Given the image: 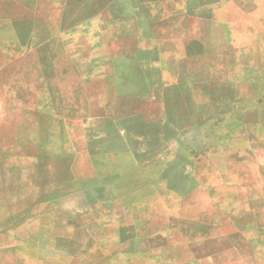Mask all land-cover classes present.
Wrapping results in <instances>:
<instances>
[{
	"label": "rangeland",
	"instance_id": "obj_1",
	"mask_svg": "<svg viewBox=\"0 0 264 264\" xmlns=\"http://www.w3.org/2000/svg\"><path fill=\"white\" fill-rule=\"evenodd\" d=\"M200 208L264 264V0H0V264Z\"/></svg>",
	"mask_w": 264,
	"mask_h": 264
},
{
	"label": "crops",
	"instance_id": "obj_2",
	"mask_svg": "<svg viewBox=\"0 0 264 264\" xmlns=\"http://www.w3.org/2000/svg\"><path fill=\"white\" fill-rule=\"evenodd\" d=\"M208 215V209L200 208L193 216L175 217L170 226L156 232H142L136 226L125 234L114 231L113 239L90 244L82 256L87 264H238L229 263L230 258L254 264L259 242L254 232L245 233L246 221L233 216L228 221L211 220ZM226 225H231L230 232L224 231Z\"/></svg>",
	"mask_w": 264,
	"mask_h": 264
}]
</instances>
